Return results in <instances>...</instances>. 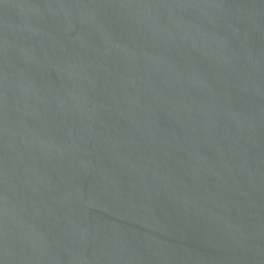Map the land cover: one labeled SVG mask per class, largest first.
Segmentation results:
<instances>
[{"label":"water","instance_id":"obj_1","mask_svg":"<svg viewBox=\"0 0 264 264\" xmlns=\"http://www.w3.org/2000/svg\"><path fill=\"white\" fill-rule=\"evenodd\" d=\"M0 264H264V0H0Z\"/></svg>","mask_w":264,"mask_h":264}]
</instances>
